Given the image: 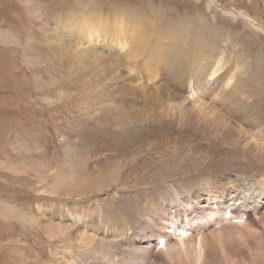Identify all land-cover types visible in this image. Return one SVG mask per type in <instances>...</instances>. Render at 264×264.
<instances>
[{"label":"bare ground","instance_id":"1","mask_svg":"<svg viewBox=\"0 0 264 264\" xmlns=\"http://www.w3.org/2000/svg\"><path fill=\"white\" fill-rule=\"evenodd\" d=\"M242 14L258 28L253 17ZM112 15L113 20L109 14L105 15L97 8H84L77 13L55 18L51 26L43 25L41 28L46 49L55 56L60 66L62 63L67 67L68 82L78 85L75 102L78 111L86 114V118L95 122V125L115 130L130 127V135H126L128 137H116L110 143L104 139L93 140V136L88 134L91 131L83 134L84 128L78 136L91 142L95 152L100 151V143H108L103 149L107 151L115 148L109 158L117 160L130 148L129 144L134 148L140 141L137 135L144 129L137 130L131 125L132 122L144 128L146 121L167 117L177 119L182 126L192 124L207 128L215 133L212 135L214 139H222L235 153L243 155L240 158L244 157L249 163L254 161L258 166L256 169H249L244 176H212L210 168L207 173L204 171L205 175L199 174L197 180L194 178L196 181L190 191L179 194L178 190L171 188L169 192L159 193L158 197L146 199L142 207H130L123 217L105 215L94 208L96 202H88L93 201L92 198L84 200L105 191L100 177V182L92 183H88L89 180L85 178L77 185L82 189L83 197H78L81 198L80 202L70 204L72 207L78 206L79 210L70 211L67 207L61 209L63 216L60 214V223L69 222L70 226L63 228L55 225L54 229L46 230L49 239L58 237L65 242L53 247L51 240L50 245L54 250L51 248L45 260L42 255L37 256L34 263L16 251L14 262L264 264V84L262 88L258 85L260 90L257 87L262 74L261 61L257 59L258 64L254 70L250 58L246 61L244 57L238 63L234 59L231 62L224 56L202 64L193 55L194 52L187 49L189 44L185 42L186 35H180L182 44L176 31L165 35L166 42L149 41L151 32L160 28L157 18L148 19L142 16L143 13L128 14V17L119 12ZM5 32L0 31L3 44L23 46L19 35ZM2 34L4 38H1ZM251 41L255 43L254 40ZM24 46L31 51L33 46L30 38ZM226 60L229 61L226 63ZM55 81L52 85H55ZM189 87L193 89L188 90L190 100L183 101L181 98L176 102L174 95L178 89L187 90ZM164 88L169 89L173 95L168 94ZM62 90L57 91L58 98L61 99L64 95ZM197 92L200 93L201 100L198 98L199 101L196 100L197 103L194 104L193 98ZM140 137H145L143 141L148 139L143 135ZM123 138H127V141ZM115 140L118 144L114 143ZM149 144V151L152 150V145L156 146L153 141H149ZM98 161V165H103L102 161ZM86 168L87 166L83 171ZM203 169L200 168L199 172ZM176 173L177 171L172 172L171 176ZM141 181L150 180L143 178ZM160 181L159 178L154 183ZM116 185L117 182H114L111 187ZM69 187H60L63 193L59 195L58 191H54L55 195L66 200L74 197L69 191L72 186ZM118 192L117 189L113 193ZM37 217L34 219L36 225L49 218L43 214ZM27 221L33 219L28 216ZM69 235L71 238L76 236L77 239L64 240Z\"/></svg>","mask_w":264,"mask_h":264},{"label":"rangeland","instance_id":"2","mask_svg":"<svg viewBox=\"0 0 264 264\" xmlns=\"http://www.w3.org/2000/svg\"><path fill=\"white\" fill-rule=\"evenodd\" d=\"M84 8H97L103 14H109L112 20V14L116 12L125 17L143 13L142 16L148 19L157 18L160 28L154 33L150 31L154 37L151 35L149 41L166 42L165 35L176 31L182 44L180 35H186L187 49L193 51L202 64L224 56L238 63L244 57L246 61L250 58L254 70L261 61L258 89L259 84L261 88L264 84V0H0L1 33H15L23 44L6 45L0 39V264H16V251L32 263L41 255L45 260L52 246L65 242L58 237L49 239L46 230L54 229L55 225L63 228L70 226L69 222L60 223V214L63 216L61 209L79 210V203L77 207L70 204L80 202L81 198L79 200L78 197H83L84 193L77 185L85 178L89 180L88 183L102 181L105 191L84 200L92 198L93 201L88 202H96L94 208L105 215L123 217L130 207H142L143 201L158 197L161 192H169L173 188L179 194L190 191L197 177L210 170L212 176H244L249 169L258 166L254 161L249 163L244 157L240 158L243 155L235 153L222 139H214L212 135L215 133L207 128L192 124L188 125L191 128L182 126L177 119L173 121L167 117L155 118L152 123L146 121L144 128L132 122L131 125L137 130L144 129L143 133L137 135L141 143H136L134 148L129 144L130 148L117 160L109 158L115 148L106 151L104 146H108L116 137L129 136L130 127L115 130L95 125L86 118V114L78 111L75 103L78 85L68 82L67 67L56 62L42 38L43 25L51 26L53 19ZM242 13L253 17L258 28ZM4 34L1 38H4ZM28 38L33 46L31 51L24 46ZM47 65L54 68L50 69ZM54 81L55 85H52ZM164 89L173 95L169 89ZM58 90L63 91L65 100L58 98ZM188 90L193 89H178L174 95L175 101L181 98L183 101L190 100ZM198 98L201 100L197 92L193 98L194 104L199 101ZM83 128V134L91 131L88 134L93 136V140L104 139L108 143H100V151L95 152L91 142L78 136ZM140 135L148 139L143 141L145 137ZM123 139L127 141V138ZM149 141L156 143L150 151ZM98 159L103 165H98ZM108 162L110 164L107 165ZM85 165L92 174L87 168V171H83ZM200 168L204 169L199 172ZM174 171L177 173L171 176ZM161 174L164 180L159 177ZM143 178L150 181L142 182ZM159 178L161 181L154 183ZM114 182L117 185L111 187ZM62 186H72L69 191L74 197L67 200L59 197L63 193L59 189ZM117 189L118 194H114ZM54 191H58L59 195H55ZM40 214L52 217L36 225L34 219ZM28 216L33 221H27ZM67 238L64 240L77 239L76 236L71 238V235Z\"/></svg>","mask_w":264,"mask_h":264}]
</instances>
